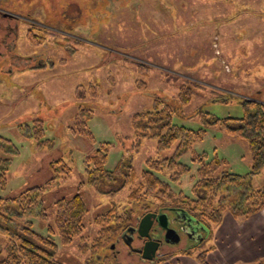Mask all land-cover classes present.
<instances>
[{
    "label": "rangeland",
    "instance_id": "1",
    "mask_svg": "<svg viewBox=\"0 0 264 264\" xmlns=\"http://www.w3.org/2000/svg\"><path fill=\"white\" fill-rule=\"evenodd\" d=\"M89 83H94L88 89L93 97L76 98V87ZM181 85L192 87V99L172 121L193 129L201 126L199 109L220 118L240 117L241 101L264 104V0H0V135L16 149L6 180L0 182V198L44 183L50 177L49 163L61 156L73 171L64 184L44 195V205L51 208L55 199L77 192L84 157L107 143L105 167L119 177L117 182L102 185V191L85 186L83 239L74 238L69 245H61L58 236L55 240L66 255L77 257V264H150L128 253L120 230L98 239L94 221L111 207L120 216L131 212L134 224L146 212L159 211V201L147 206L132 202V190L120 181L138 182L148 159L173 153L157 151L156 139L135 131L131 119L150 110L155 98L176 106ZM79 106L93 110L87 122L93 142L69 129ZM35 118L43 120L44 138L53 141L48 149L20 128ZM193 153L225 162L232 173L250 169L245 142L211 127L181 156L190 169L179 181L163 175L176 193L192 194L197 170ZM263 182L264 166L252 180L254 186ZM116 188L112 194L105 192ZM31 219L34 230L47 233L44 222ZM153 234L163 238L164 231L155 227ZM181 236L175 246L162 244L159 256L182 249L197 254L208 239L186 249V235ZM138 244V239L132 243Z\"/></svg>",
    "mask_w": 264,
    "mask_h": 264
},
{
    "label": "trees",
    "instance_id": "2",
    "mask_svg": "<svg viewBox=\"0 0 264 264\" xmlns=\"http://www.w3.org/2000/svg\"><path fill=\"white\" fill-rule=\"evenodd\" d=\"M91 85L94 86V83H89L87 87L79 84L75 89L76 98L91 96L88 92V89L92 88ZM91 94L93 97V92ZM192 94L191 86L181 85L176 106L155 98L150 110L137 112L132 116V127L135 131L140 130L145 136L146 133H150V136L156 139L157 151L173 149V153L170 156L148 159L138 182L123 179L120 186L128 185L129 191L132 190L129 196L132 202L147 206V203L159 201V211L181 209L202 223L210 233L225 214H230L234 218H245L256 214L264 207V182L260 186H254L252 183L253 177L259 174L264 166V104L251 100L241 101L244 112L240 117L220 118L199 109L196 117L201 126L193 129L172 121L173 114L190 103ZM225 100L221 99L223 102ZM92 114L91 108L79 106L69 126L71 133L93 142L87 126ZM216 126L223 128L229 137L245 142L250 157L249 171L246 174L232 173L226 169L225 162L218 159L206 160L205 153H193L191 161L197 164V170L193 178L192 194L174 192L167 180L178 182L190 169L189 165L180 160L181 156L191 151L193 146L203 139L207 129ZM20 128L24 135L35 139L39 147L48 149L52 146L53 141L44 138L42 119L35 118L32 125L24 124ZM153 128L155 130L152 131ZM107 145L99 144L92 154L84 157V178L76 185L77 192L71 197L55 199L51 208L44 205V195L53 187L64 184L73 171L70 161L61 156L49 163L50 177L44 183L26 187L14 196L0 198V264H62L56 258L60 246L55 236L60 238L61 245H69L74 238L84 237L88 207L81 191L85 186L102 191V185L115 183L119 178L105 167ZM15 151L10 140L0 135L2 184L6 180L10 156ZM163 175L168 176L167 180ZM119 188L105 192L112 194ZM31 216L39 218L46 224V234L33 229ZM131 216V212L121 216L115 214L112 207L97 216L94 222L99 227L98 239L102 237L107 239L106 237L118 230L121 232L120 237L123 236L128 227L136 225ZM204 253L197 254L202 262ZM155 264H159V261Z\"/></svg>",
    "mask_w": 264,
    "mask_h": 264
},
{
    "label": "crops",
    "instance_id": "3",
    "mask_svg": "<svg viewBox=\"0 0 264 264\" xmlns=\"http://www.w3.org/2000/svg\"><path fill=\"white\" fill-rule=\"evenodd\" d=\"M208 235L210 237L205 236L208 239L201 251L205 252L204 262L197 257L198 253H187L182 249L181 252H171L167 256H162L159 264H257L264 262V207L256 214L245 218H234L230 214H225L222 221ZM204 242V239L193 244L187 242L184 247L186 249L198 248L204 245ZM63 250L64 246L59 250L60 253L58 251V260L62 264H77V257L71 253V255H66Z\"/></svg>",
    "mask_w": 264,
    "mask_h": 264
},
{
    "label": "water",
    "instance_id": "4",
    "mask_svg": "<svg viewBox=\"0 0 264 264\" xmlns=\"http://www.w3.org/2000/svg\"><path fill=\"white\" fill-rule=\"evenodd\" d=\"M173 211L175 214L173 217H169L166 213H145L138 220L136 227H129L127 229L129 235L127 239L123 238L124 243L130 248L131 251L133 250L136 253L141 254L140 257L143 260L153 261L157 255H160V252H158V247L160 245L161 239L155 238L153 234L155 229L153 227L154 224L156 223L158 227L164 230V242L176 244L180 241V235L174 228L169 226V222L177 223L179 222V219H187L185 224H180V229L185 232L188 240H201V233H199V230L204 231L207 228L202 223L196 221L187 212L181 209H174ZM133 232L136 234L135 238H133ZM135 239H138L139 241L138 248H133L132 243Z\"/></svg>",
    "mask_w": 264,
    "mask_h": 264
},
{
    "label": "flooded vegetation",
    "instance_id": "5",
    "mask_svg": "<svg viewBox=\"0 0 264 264\" xmlns=\"http://www.w3.org/2000/svg\"><path fill=\"white\" fill-rule=\"evenodd\" d=\"M158 213H160V212H158ZM172 214H173V213H170V215H168V216L170 217ZM185 223H186V222H185L184 219H183V220L179 219V223H178L179 225H180V224H185ZM155 224H156V223H155ZM169 226H170V222H169ZM155 227H157V228H159L160 230H162V229H161L160 227H158L157 225H155ZM155 227H154V228H155ZM170 227H171V226H170ZM180 227H181V226H180ZM162 231H164V230H162ZM134 235H135V233L133 232V238H134ZM163 236H164V234H163ZM155 238H161V237H156V236H155ZM141 241H142V240H141ZM164 243H165V244H168V243L164 242V238H161V239H160V245H159L158 249H160V246H161L162 244H164ZM140 246H141V245H140ZM140 246H139V247H140ZM133 248H138V246H133ZM128 250L130 251V249H128ZM131 252H135V251L132 250V251H130V252H128V253H131ZM159 252H160V251H159ZM135 253H136V252H135ZM136 254L139 255V257H140V255H141V254H139V253H136ZM160 254H161V253H160ZM164 254H165V253H163V255H164ZM160 257H161V256H158V255H157V257H155V258H160Z\"/></svg>",
    "mask_w": 264,
    "mask_h": 264
},
{
    "label": "bare ground",
    "instance_id": "6",
    "mask_svg": "<svg viewBox=\"0 0 264 264\" xmlns=\"http://www.w3.org/2000/svg\"><path fill=\"white\" fill-rule=\"evenodd\" d=\"M129 228V227H128Z\"/></svg>",
    "mask_w": 264,
    "mask_h": 264
}]
</instances>
